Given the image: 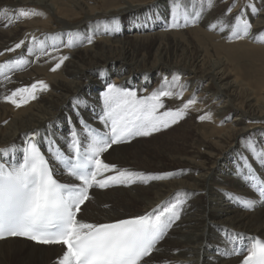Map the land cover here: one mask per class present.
I'll return each instance as SVG.
<instances>
[{"label": "bare ground", "instance_id": "obj_1", "mask_svg": "<svg viewBox=\"0 0 264 264\" xmlns=\"http://www.w3.org/2000/svg\"><path fill=\"white\" fill-rule=\"evenodd\" d=\"M172 3L0 0V63L21 56L29 60L21 69L6 72L7 81L0 75V148L23 144L25 134L33 130L50 131L65 141L70 125L79 127L80 117L95 120L90 110H100L109 84L134 90L138 98L156 90L171 91L173 96L161 97L164 106L156 110L157 116L182 108L195 96V103L175 123L169 119L168 127L113 146L105 156L116 165L115 171L174 175L95 191L82 218L101 223L142 215L175 202V194L180 193L186 201L180 218L141 264H241L247 253L230 254L232 244L239 249L251 235L264 238V206L259 200L245 210L227 195L256 199L237 168L243 156L253 165L258 163L246 151L250 138L264 146V42L254 38L264 33V0L250 1L259 8L257 15L244 3L213 0L196 23L180 27L168 26ZM242 8L252 24L250 35L229 39L227 28H210L218 20L233 23ZM21 9L36 14L16 19ZM69 32L79 34V45L64 46ZM33 37L47 45L56 37L58 51L47 47L48 56L38 49L29 54ZM21 40L24 44L15 49ZM60 56L68 59L53 71ZM37 81L47 89L37 90L36 98L20 107L3 99ZM206 113L210 119H199ZM60 253L59 246L22 239L0 242V264H55L53 259Z\"/></svg>", "mask_w": 264, "mask_h": 264}, {"label": "snow or ice", "instance_id": "obj_2", "mask_svg": "<svg viewBox=\"0 0 264 264\" xmlns=\"http://www.w3.org/2000/svg\"><path fill=\"white\" fill-rule=\"evenodd\" d=\"M198 4L197 8L195 5ZM213 0H173L171 8V22L169 27L187 26L196 23L205 7L210 8ZM252 15L259 13L255 3L245 6ZM232 8L227 9L231 13ZM36 14L28 10H19L16 19L26 18ZM220 31L229 30V39L242 38L250 35L252 24L246 18V11L241 9L235 16L234 22L227 24L218 20L210 28ZM118 30V29H113ZM65 47H75L81 43L79 34H68ZM264 42V33L254 37ZM33 47H28L27 52L32 54L39 50L42 56H48L47 47L58 51L55 47L56 37L52 45H47L46 40L32 38ZM88 43L92 38L88 37ZM24 41L15 45L21 48ZM15 49H7L14 51ZM2 55V53H0ZM57 59V57H52ZM67 56H60L55 71L61 66ZM29 60L21 56L15 60L0 63V75L7 81L10 77L5 73L19 70L27 65ZM173 77V81H178ZM167 86V81H165ZM43 81H37L30 87L17 88L3 99L10 101L16 107L27 103L28 99L36 98V91L46 90ZM27 94V95H23ZM21 96L18 101L15 99ZM177 95H182L178 93ZM171 91L156 90L146 97H137L134 90L120 89L114 84H109L103 94L104 112L99 120L109 127L108 132L99 131L86 121L81 120V132L75 127L70 129L67 141V151L55 145L49 139L48 152L50 157L66 169V174L79 183H61L54 178L49 161L36 142L40 135L39 130L26 133L27 139L22 148L9 145L0 148V238L6 236L27 237L41 244H61L66 246L62 257H58L57 264H141L149 256L175 220L180 218V209L186 202L176 193L173 203L165 204L162 208L157 206L151 212L128 219H119L111 223H85L77 219V213L89 197V189L98 187L107 188L109 185L131 184L136 180L147 183L148 180L164 179L174 173L148 174L118 170L116 175L105 176L104 173L116 169V165L105 163L101 153L106 152L113 144L130 139L133 136H147L151 132L159 131L160 127H168V120L172 123L185 115L186 110L195 103V96L183 104L182 108L164 112L162 116L156 115L158 108H163L161 97H171ZM168 119H164V118ZM210 119L211 114L206 113L199 119ZM85 141H87L85 143ZM246 151L261 166H264V146L251 138L246 144ZM17 153L20 157L17 158ZM7 159V163H5ZM237 168V175L243 177L256 199L228 193L229 199L236 201L242 207L251 210L256 206L257 199L264 203V177L257 174L247 156L241 158ZM185 195H187L185 193ZM244 251L241 264H264V241L254 240L246 248H233L230 254L239 255ZM164 264H170L165 261Z\"/></svg>", "mask_w": 264, "mask_h": 264}, {"label": "rangeland", "instance_id": "obj_3", "mask_svg": "<svg viewBox=\"0 0 264 264\" xmlns=\"http://www.w3.org/2000/svg\"><path fill=\"white\" fill-rule=\"evenodd\" d=\"M229 1H231V0H229ZM235 1L238 2V3L240 2L241 4L244 3V4L247 5V4L250 3L251 0H235ZM262 1H263V0H262ZM143 19H147V18H143ZM163 23H164V25H165V27H166L167 24H165V22H163ZM93 82H94V81H92V83H93ZM243 208H244V207H243ZM244 209H245V210H248V209H246V208H244Z\"/></svg>", "mask_w": 264, "mask_h": 264}]
</instances>
